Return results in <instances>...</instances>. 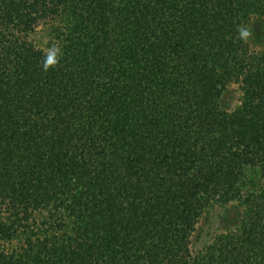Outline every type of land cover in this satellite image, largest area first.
<instances>
[{"label":"trees","instance_id":"obj_1","mask_svg":"<svg viewBox=\"0 0 264 264\" xmlns=\"http://www.w3.org/2000/svg\"><path fill=\"white\" fill-rule=\"evenodd\" d=\"M255 17L264 0H0V264H264V48L236 32Z\"/></svg>","mask_w":264,"mask_h":264},{"label":"rangeland","instance_id":"obj_2","mask_svg":"<svg viewBox=\"0 0 264 264\" xmlns=\"http://www.w3.org/2000/svg\"><path fill=\"white\" fill-rule=\"evenodd\" d=\"M249 28L253 37L248 41L251 48H264V18L255 17L251 20ZM240 92L238 86L230 83L224 90L221 103L229 108L234 107L239 101ZM239 217V208L234 203L213 204L201 215L192 235V243L199 245L208 236L220 229L231 226Z\"/></svg>","mask_w":264,"mask_h":264},{"label":"clouds","instance_id":"obj_3","mask_svg":"<svg viewBox=\"0 0 264 264\" xmlns=\"http://www.w3.org/2000/svg\"><path fill=\"white\" fill-rule=\"evenodd\" d=\"M236 32L238 39L244 43H247L253 37L252 30L243 25L238 24ZM62 56L63 51L59 45L52 44L50 47L46 48L44 50V59L42 61L43 71L47 72L49 69L57 67Z\"/></svg>","mask_w":264,"mask_h":264}]
</instances>
